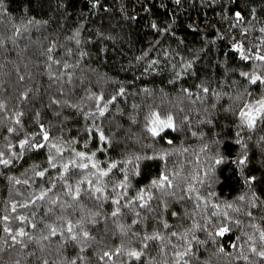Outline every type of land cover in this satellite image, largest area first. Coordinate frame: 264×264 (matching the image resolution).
<instances>
[{"label": "trees", "instance_id": "16d2710c", "mask_svg": "<svg viewBox=\"0 0 264 264\" xmlns=\"http://www.w3.org/2000/svg\"><path fill=\"white\" fill-rule=\"evenodd\" d=\"M237 11L244 17L241 22L235 19ZM261 29L264 0H0V103L4 105L0 110V151L7 153L9 144L13 152L18 151L19 140L35 135L42 124L52 143L63 142L67 161L74 158L73 149L86 154L96 151L98 127L110 141L107 151L97 152L101 167L104 161L119 162L126 154L167 151L171 153L166 157L167 171L184 189H169L175 196H161L167 201L166 211L154 199L153 211L133 205L112 217L116 205L87 195L84 189L91 187L87 183L81 185L79 200L64 195L65 185L75 186L84 174L69 172L65 181H58L56 171L49 169L51 182L56 184L55 195L49 193V197L57 203L53 205L46 198L12 212V203L27 201L49 186L47 173L41 179L32 171L35 165L47 167V150L26 152L8 168L0 165V217L23 214L36 228L17 220L8 223L14 230L23 227L32 236V241L23 238L27 246L22 248L19 244L11 246L0 224V264H70L72 260L76 264H174L172 245L182 250L185 245L179 236L185 233L189 240L194 234L204 241L199 244L192 240L194 256L186 257L191 264H264L251 251L252 247L257 251L264 248L259 232L250 226L254 223L264 230V141L260 139L264 128L258 125L253 132H241L247 162L237 167L233 161L241 158L242 150L234 143L238 121L231 111L250 99L245 90L256 96L264 92V85L257 90L240 75L264 74V64L242 61L232 48L237 42L246 50L257 45L264 54ZM64 63L70 67L64 69ZM188 64L191 67H186ZM50 71L55 74L52 78ZM20 76H24L23 81ZM200 85L208 87L209 93H202ZM120 88L125 90L124 96L108 105L104 117L88 116L96 109L97 96L107 100ZM22 93L27 94L26 99ZM238 96L243 99H236ZM162 109L177 120V130L162 133L163 141L151 137L144 127L148 113ZM9 127L17 131L9 133ZM225 145L229 151H225ZM218 156H223L225 163L216 165ZM164 166L165 162L158 160L142 162L140 175L130 177L125 200L134 199L138 189L147 190ZM194 175L204 182L191 180ZM122 177L123 173L114 170L104 178L105 196ZM10 178L22 182L15 184ZM249 178L254 179L249 182ZM25 179L28 184L23 183ZM189 182L197 189L191 193L193 199L187 198ZM151 192L161 195L155 188ZM197 194L201 196L199 208L194 199ZM181 196L185 199H179ZM227 204L240 208V212L228 209ZM212 205L242 222L239 226L229 223V233L216 236L215 241L209 232L215 235L214 226L223 218L209 215L214 210ZM137 211L140 216L135 215ZM172 212L177 214L172 216ZM247 212H252L255 219ZM65 221H82L89 232V239L82 241L87 245L83 252L81 244L66 239V232L61 235L58 231L48 240L41 238L48 232L45 224L61 229ZM162 222L171 227L164 229ZM194 223L206 230L189 232ZM172 231L178 236L171 237ZM157 232L165 239L147 241L142 261L126 255L129 250H141L143 237ZM244 233L254 236V242L243 243L247 240ZM164 244L167 247H161ZM233 244L239 247L233 248ZM117 248L122 250L120 257L99 259L104 250ZM240 253L248 260L240 258Z\"/></svg>", "mask_w": 264, "mask_h": 264}, {"label": "snow or ice", "instance_id": "6c2138e0", "mask_svg": "<svg viewBox=\"0 0 264 264\" xmlns=\"http://www.w3.org/2000/svg\"><path fill=\"white\" fill-rule=\"evenodd\" d=\"M177 3L180 2V0H176ZM235 19L237 22L243 21L244 17L242 16L241 12L237 11L234 13ZM153 27L155 28L156 25L153 24ZM262 32H264V29H261ZM233 50L238 54L239 59L242 61H260L261 64H264V54H261V51L259 50V46L253 45L251 48L245 49V45L242 43H235L232 45ZM255 49V51H254ZM51 51V49H49ZM51 59V57H49ZM53 63L58 64L59 61H53ZM155 63V61H153ZM51 66H49L50 68ZM64 69H67L70 67L68 63H64L62 65ZM186 67H191L190 64L186 65ZM63 74V73H62ZM61 74V75H62ZM240 75L244 77V79L247 81L250 85L257 86V90H259V85H264V74L261 73H248V72H241ZM50 78L55 76L54 73L51 71L49 72ZM56 79H59V76L55 77ZM21 81L24 80V76H20L19 78ZM174 82V81H173ZM201 91L204 94L209 93V88L205 87L203 85H200ZM145 92H147V89H144ZM186 93L191 95L190 92H188V89H184ZM246 91V95L250 98L249 100H245L243 104H237L234 108L231 109L232 114L235 116L236 120L238 121L236 127L237 131L235 132L236 139L234 141L235 144L240 145V148L242 150L241 158H239L236 161H233L237 165V167L246 166L247 162V154L246 152H243V149L246 148V144H244V137L241 135L242 131H248L253 132L257 129L258 125L264 128V92H261L259 96H256L251 91ZM125 90L123 88H120L116 95L111 96L109 99L105 100L103 96H97L96 97V109L93 112H90L88 116L90 117H104L106 112L108 111V105L113 104L118 96H124ZM217 98H219V93H215ZM23 98H27L26 93H22ZM236 99H243L242 96H238ZM103 101V104L101 103ZM52 103L58 104L59 101L53 100ZM4 105L0 103V110H2ZM133 107H136L135 105ZM18 116L21 115L20 113L17 114ZM38 115V114H37ZM87 118V117H86ZM145 130L148 134H150L151 137L156 138L160 137V140L163 141L165 137L162 135V133H165L166 130L176 131L177 130V120L176 118L168 111L166 110H151L148 115L145 117ZM16 123L19 124L20 120L17 119ZM133 123H135V120H133ZM211 123V121H209ZM7 132L12 133L16 132L17 130L14 128H7ZM87 131H91V129H87ZM96 132L98 133L97 137H94L97 139L98 144L95 152H92L91 154H86L82 151H75L74 152V158L70 160L64 159V152L65 147L62 141H58L56 143L51 142V137L49 132L44 128V126L41 124L39 127V131L32 135L31 137L22 138L18 142V151L13 152L12 148L13 145L9 144L7 146V153L5 151H0V165H2L4 168H8L13 164V161L16 159H20L24 156L26 152L29 151H37L40 150H47V157H46V165L47 167L44 169H40L39 165H35L33 168V173L36 177H39L41 179L46 178L49 182V186L46 189H41L38 194H35L32 198H30L27 201L19 202V203H12L11 204V211L16 212L17 207L20 208H29L30 206H33L36 204V201H45L46 198H48V202L55 205L57 203L56 199H52L49 197V193H53V189L56 187V184L51 182L52 176L51 170H55L57 173L56 179L58 181H65L67 179V174L71 172L72 175H78V174H84V178L79 180L78 183L73 186L72 184H66L65 187H67V192L64 193V195L71 198L73 201H77L80 199L81 196V185L87 183L88 185H91L89 188H85L84 192L89 195L90 197H95L97 200L103 199V200H110V203L112 205H116V207L111 212L112 217H116L120 215L122 208H128L129 206H135L140 209H145L146 211H153L151 201L154 199L159 200L161 204L164 205V210H167V201H164L161 199V196H175V191H169V189H180L179 184L174 183L173 177L168 173L167 166H166V157L171 155L170 152L164 151L161 153H153L152 155L148 154H126L123 159H121L119 162L116 161H104V167H101V161L96 158L97 152L103 153L108 150L110 147V141L109 138L104 134L103 131H101L98 127L96 128ZM193 135H196L195 132L192 133ZM18 135V133H17ZM248 139H251L249 136ZM262 141H264V136H261L260 138ZM168 144H172V140L166 141ZM71 143L69 142L68 147H71ZM103 145L101 147L100 145ZM84 147H87V144L84 145ZM225 151H229V146L225 145ZM163 161L165 162V166L163 170L159 172V175L152 179L150 187L145 189H138L136 196L134 199L129 198L125 200V197L127 196V190L131 186V179L132 176L140 175V165L144 161ZM214 163L216 165H221L225 163V159L223 156H218L214 159ZM131 165L129 168L128 166ZM39 169V170H38ZM94 169V172H86V170ZM114 170H117L121 173H123L122 179L113 184L112 186V193L115 194L113 197L112 193H109L107 196L104 195L106 191V183L104 181L105 177H109L111 173H113ZM178 175V173H177ZM89 176L93 177L94 179H89ZM14 179V178H10ZM254 178H249V182L253 180ZM191 180H198L199 183H203V178H198L197 176H192ZM22 181L20 179H14L15 184H20ZM24 184H28L29 181L25 179L23 181ZM155 188L158 193L161 195H154L151 192V189ZM117 189H121L122 191H117ZM186 192L189 194L187 196L188 199H193V196L191 193H196L197 189L189 182ZM53 195H55L53 193ZM179 199L183 200L185 199L184 196L179 197ZM194 199L197 201L196 208L200 207V201L201 196L195 195ZM240 199H243L241 197ZM125 201L123 204H121V201ZM70 206V205H69ZM253 207H255V202L252 204ZM159 207V205H158ZM212 208L214 209L209 215L213 217H222L223 221L219 225H215V235L212 234V232H209L210 238L215 241V237H224L227 233L230 231V227L228 226L229 223L239 226L242 222L239 219L233 218L229 216V213L227 211L219 210L217 209L216 205H212ZM227 208L231 209L234 212H240V208H233L232 204H227ZM177 213L172 212L170 215L175 216ZM98 215V213H97ZM136 216H140L141 213L137 211L135 213ZM247 216L253 217L252 212H247ZM11 220H17L20 224L27 223L30 225L33 229L36 228V224L32 222V220L29 219L28 216L23 214H18L14 217L10 216H2L0 217V224H3L2 231L7 234V238L11 240L12 244L11 246H15L17 244L21 245V247H26V243L24 242L23 238L27 237L29 241H32V236L25 231L23 227H19L17 229H13L11 227H8V223ZM133 224L137 223L136 220H133ZM208 223H211L209 220ZM162 226L164 229H168L171 226L167 222H162ZM251 227L255 228L257 232H259V240L261 241V246L264 248V230H261L257 225L254 223L250 225ZM45 228L48 229L47 234H44L41 238L43 240H48L50 236H56L58 231L61 235H63L65 232L67 233L66 239L73 241L75 243L81 244L80 251L83 252L85 247H87L86 244L82 243V241H87L89 239V232L86 231L83 227L82 221H77L73 223L72 221H65V226L61 229H58L56 227H53L51 224H45ZM79 229V231H77ZM193 230H206L202 225L199 223H194L192 226V229H189V232H192ZM171 237H177L178 233L175 231L170 232L169 234ZM244 235L247 236V240H245L243 243L249 244L250 242H254V236L248 235L247 233H244ZM21 238V239H18ZM181 240L184 241V245L182 250L177 247V245L173 244L172 248L175 249L174 252V264H191L190 259H186V257H193L194 252L192 248V240H196L197 243L202 244L204 241L198 240L195 235H192L191 240L188 239V234H182L179 236ZM165 238L159 234V232L154 233L153 235H145L142 240V249L137 250H129L127 251L126 255L130 258H132L135 261H142V258L144 257L145 253L143 249L148 248L147 241H161ZM241 237L237 236L236 240L240 241ZM7 243V240L5 241ZM168 243H171L169 240ZM161 247H167V244L161 245ZM233 248H238L239 245L233 244ZM221 252L224 251L223 248L220 249ZM251 251L256 256H259L262 260H264V250L257 251L255 247L251 248ZM34 255V254H33ZM122 255V250L120 248L115 249L114 251L111 250H104L102 252V255H100V260H107L112 261L113 257H120ZM240 258L244 260H248V257L245 256L243 253H240ZM82 260L83 257H80ZM43 264H47V261H44ZM70 264H76L75 260H72Z\"/></svg>", "mask_w": 264, "mask_h": 264}]
</instances>
